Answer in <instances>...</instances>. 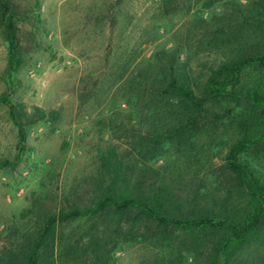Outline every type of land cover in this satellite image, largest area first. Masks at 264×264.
<instances>
[{
    "label": "rangeland",
    "instance_id": "rangeland-1",
    "mask_svg": "<svg viewBox=\"0 0 264 264\" xmlns=\"http://www.w3.org/2000/svg\"><path fill=\"white\" fill-rule=\"evenodd\" d=\"M7 1L22 62L9 78L0 31V95L9 94L23 114L27 136L21 150L0 102V161L16 163L0 169V264H21L20 252L47 216L92 205L114 173L117 187L127 184L133 194L152 189L180 213L245 202L224 156L251 123L264 120V108L244 100L208 104L197 128L177 135L179 104L157 88L170 65L201 86L221 63L257 54L263 0ZM236 90L264 95V71H245ZM35 108L57 118L40 119ZM246 158L264 180V142ZM132 217L119 228L86 217L56 224L39 264H82L74 261L75 248L86 245L101 264H209L210 235L137 238L127 234ZM232 264H264V234Z\"/></svg>",
    "mask_w": 264,
    "mask_h": 264
},
{
    "label": "trees",
    "instance_id": "trees-1",
    "mask_svg": "<svg viewBox=\"0 0 264 264\" xmlns=\"http://www.w3.org/2000/svg\"><path fill=\"white\" fill-rule=\"evenodd\" d=\"M264 1V0H263ZM0 31L7 45L6 75L12 78L19 69L21 49L18 40V25L13 6L7 0H0ZM165 83L157 88L163 98L174 100L179 104L177 135L197 128L201 111L208 104L230 102L238 104L244 100L253 108H264V95L257 92L240 93L236 89L241 76L247 70L264 71V39L257 54L237 56L221 63L209 71L198 86L184 74L176 72L172 65ZM9 94L0 95V102L8 106L9 115L17 128L18 144L25 147L27 132L24 129L23 114L11 104ZM40 119L49 117L55 120L54 111L46 114L35 108ZM48 115V116H47ZM264 142V120L251 123L244 133L231 143L224 156L223 167L234 179L237 188L245 193V202L238 208L211 210L203 213H180L171 207L164 194L150 190L144 193L129 192L127 184L116 186L118 175L114 173L107 190L97 197L92 205L85 208L60 210L46 217L40 231L30 247L20 253L21 264H39V252L55 233L56 224H62L79 218H98L106 226L120 227L128 214H132L130 236L143 238L146 233L158 241H169L177 233L207 234L213 238L209 264H232L240 251L257 242L264 234V180L256 176L247 161L249 151L257 149ZM9 160L0 161V169L15 167ZM117 169V168H116ZM178 211V212H177ZM142 229L144 233L136 235L134 230ZM89 235L90 234L89 232ZM93 255V256H92ZM93 257V258H92ZM74 261L82 264H101V257L86 245L75 248Z\"/></svg>",
    "mask_w": 264,
    "mask_h": 264
}]
</instances>
